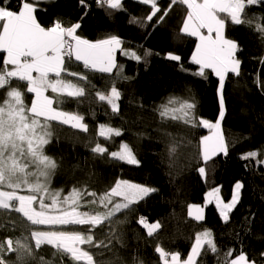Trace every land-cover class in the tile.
<instances>
[{
    "label": "trees",
    "instance_id": "obj_1",
    "mask_svg": "<svg viewBox=\"0 0 264 264\" xmlns=\"http://www.w3.org/2000/svg\"><path fill=\"white\" fill-rule=\"evenodd\" d=\"M22 2L0 0V6L18 10ZM29 2L34 5V15L42 27H51L57 21L65 25L80 22L81 27L92 31L96 40L117 35L122 39L124 49L135 50L144 57L137 62L117 52L116 62L123 65L119 78L115 77L116 70L111 77L86 72L91 84L85 85L87 95L80 98L83 103L63 97L65 102L56 106L83 113L90 127L89 133L54 124L52 140L45 146L46 153L60 165L51 187L63 189L64 194L74 185L100 194L113 186L117 179L157 189L133 205V211L126 212V223L116 225L118 232L123 233L124 246L114 242L112 252L105 251L104 256H97L96 259L111 258L116 264H120V260L124 264H134L133 257H137L143 264H158L159 256L155 253L157 245L169 252H180L184 259L195 233L208 229L213 233L218 254L206 251L200 257L199 264H218V258L223 260L229 249L234 254L243 251L250 260L264 264L261 257V253H264V164L258 163L264 161V62L261 61L264 57V40L256 30V24L264 22L258 19L264 17V0L259 5L246 8L248 18L253 20L251 25H233L226 19L225 37L238 42L239 50L235 55L241 61L240 74L228 73L223 89L225 115L221 121V132L228 146L227 155L221 153L207 165H204L198 153L200 140L210 130L170 119L162 121L153 110L170 95H176L185 99L195 98L197 125L200 118L213 123L219 116V80L209 69L205 70L206 78L193 74L199 70V66L191 62L196 39L179 31L187 13L184 5H172L161 23L145 22V26L140 27L130 24L129 19L132 16L146 17L149 7L136 0H122L124 11L98 7L95 0H86V6H82L80 0ZM170 4L171 0H158L162 10L169 9ZM145 50H151L152 54L145 56ZM168 53L178 54L182 58L180 64L186 71H180L177 62L166 59ZM3 55L0 53V64ZM66 62L73 71H85L75 60L66 59ZM125 76L131 79H123ZM113 79H116L115 86L122 92L118 115L112 114L110 107L95 95L97 90H109ZM12 86L25 91V101L30 105L32 94L26 93L25 82L13 80ZM6 90H0V103L6 99ZM46 94L50 97L55 95L51 91ZM108 122L114 127H121L123 135L113 136L111 141L98 136V125ZM164 132L172 133L178 141L183 138L172 168L168 166L166 150L170 138ZM137 133L143 135L137 136ZM89 140L93 142L89 144ZM122 141L133 148L140 161L139 166L110 159L107 154L99 157L89 151L96 142L107 147L109 152L116 151ZM251 151L258 153L256 160L242 159ZM200 166L206 167L207 179H202L195 170ZM237 181L242 182L244 187L239 204L230 213L229 223L222 222L214 203L204 207L202 221L197 222L188 216V205L203 204L206 194L214 188H219L221 198L229 201ZM94 207L98 208L97 205ZM140 217H145L150 223L159 221L162 228L149 237L146 229L136 223ZM118 218L123 220L125 212L119 213ZM28 223L14 211L0 210V242L9 238L15 242L21 235L23 225ZM94 231L106 232L107 227ZM96 238L103 239V236ZM32 247L36 259L30 264H46L48 260H54V264H75L60 253L53 256L55 250L50 246H42L36 251L33 242ZM89 250L96 251L94 248ZM14 256L11 254L5 259ZM117 256L120 260H117Z\"/></svg>",
    "mask_w": 264,
    "mask_h": 264
},
{
    "label": "snow or ice",
    "instance_id": "obj_2",
    "mask_svg": "<svg viewBox=\"0 0 264 264\" xmlns=\"http://www.w3.org/2000/svg\"><path fill=\"white\" fill-rule=\"evenodd\" d=\"M95 2L98 7L115 11L125 10L122 0ZM136 2L149 7L146 17L132 16L129 19L130 24L140 27H144L145 22L159 24L165 19L172 5H184L187 13L179 30L180 34L195 37L198 41L191 62L198 65L199 70L193 74L206 78L205 70L210 69L219 80V119L215 123L200 118L197 125L194 97L185 99L170 95L153 110L159 114L162 121L170 119L187 126H203L212 130L211 135L203 137L199 142L198 154L204 165L218 154L227 155L228 146L220 131L225 115L223 89L228 73L239 76L241 61L235 55L239 50L238 42L224 36L226 19L233 25H251L253 20L248 18L245 10L247 7L259 5L262 0H171L169 9L164 10L158 6V0ZM80 3L86 6V0H80ZM35 10L29 0H23L18 10L0 6V53L4 54L0 64V90L7 89L6 99L0 103V210L14 211L29 222L23 225L21 235L15 242L11 238L0 242V264H30V261L36 259L33 242L36 251L47 245L55 250L53 256L60 253L75 264H116L111 258L97 260L96 257L104 256L105 251L112 252L114 242L124 246L123 233L118 232L116 225L126 223V212L133 211V205L157 189L117 179L113 186L100 194L88 190L87 187L75 185L64 194L63 189L51 187L52 179L60 165L46 153L45 146L52 140L54 124L89 133L90 127L85 122L83 113L56 106L65 102L63 97L83 103L80 98L87 95L85 85L91 84L86 72H98L111 77L116 70L115 77L119 78L123 65L116 62L117 52L137 62L144 57L135 50L124 49L123 41L117 35H109L94 42L82 38L77 34L81 28L80 22L65 25L62 21H57L51 27H42L34 15ZM161 12L163 14L158 15ZM258 19L264 21V17ZM256 30L264 40V22L257 23ZM151 54V50H145V56ZM66 58L69 61L74 59L85 71L71 70L67 66ZM165 58L177 62L180 71H186L180 64L182 58L178 54L168 53ZM261 61L264 62V57ZM123 79L131 78L125 76ZM13 80L25 82L26 93L32 94L30 105L25 101V91L18 86H12ZM81 81L84 83H80ZM115 84L116 79H113L109 90H97L95 95L99 101L110 107L112 114L118 115L122 92ZM49 91L55 95H46ZM163 134L170 138L166 143V150L168 166L172 168L183 138L178 141L170 132ZM121 135L123 129L112 126L110 122L98 125V136L105 140L111 141L113 136ZM142 135L137 133V136ZM92 142L89 140V144ZM89 151L99 157L107 154L108 158L129 165L140 164L133 148L126 141H122L116 151L109 152L107 147L101 146L99 142L90 147ZM257 156L256 151H251L242 156V159L256 160ZM258 163L264 164V161ZM195 170L202 179H207L205 166ZM243 187V183L237 181L233 186L231 199L227 202L219 195V188H214L206 196L207 203L215 200L220 219L225 224L230 222V213L240 202ZM86 197L92 199L88 200ZM121 212H125L123 220L118 218ZM203 213V207L188 205V216L193 220L202 221ZM136 223L146 229L149 237H153L157 230L162 228L159 221L150 223L145 217H140ZM105 227L106 232L94 231ZM98 235H102L103 239H97ZM85 245L88 247H83ZM93 248L96 249L95 252L89 250ZM206 251L218 254L213 233L208 229L195 233L184 259L178 251L169 252L160 245L155 247V253L159 256L158 264H199L200 257ZM11 254H15L14 258L5 259V256ZM233 256L234 258H231ZM261 257L264 258V253H261ZM116 258L120 260L118 256ZM133 261L134 264H143L137 257H133ZM46 264H54V260H48ZM120 264L124 262L120 260ZM218 264L257 262L250 260L243 251L234 254V251L229 249L223 260L218 258Z\"/></svg>",
    "mask_w": 264,
    "mask_h": 264
},
{
    "label": "crops",
    "instance_id": "obj_3",
    "mask_svg": "<svg viewBox=\"0 0 264 264\" xmlns=\"http://www.w3.org/2000/svg\"><path fill=\"white\" fill-rule=\"evenodd\" d=\"M36 1H39V0H36ZM40 1H44V0H40ZM78 34L80 35V36H83L84 38L85 37H87V39L88 40H90V41H96V39L94 38V36H93V33H92V31L90 30V29H88V28H85V27H81L80 29H78ZM214 35V34H213ZM225 36V35H224ZM193 38H195V37H193ZM226 38V37H225ZM196 39V38H195ZM198 41L196 40V43H197ZM195 47H196V45H195ZM195 47H194V50H193V52L195 51ZM193 52H192V54H193ZM191 57H192V55H191ZM74 60V59H73ZM210 70V69H209ZM211 71V70H210ZM215 76V75H214ZM216 77V76H215ZM47 95V94H46ZM215 204V203H214Z\"/></svg>",
    "mask_w": 264,
    "mask_h": 264
},
{
    "label": "rangeland",
    "instance_id": "obj_4",
    "mask_svg": "<svg viewBox=\"0 0 264 264\" xmlns=\"http://www.w3.org/2000/svg\"><path fill=\"white\" fill-rule=\"evenodd\" d=\"M40 1V0H39ZM78 34V33H77ZM79 35V34H78ZM80 36V35H79ZM82 38H84L83 36H81ZM85 39H87V37H85ZM217 119H219V116H218V118ZM216 122V121H215ZM215 122H213V123H215ZM211 123V122H210ZM220 131H221V128H220ZM212 134V130H210V132L208 133V134H206L205 136H209V135H211ZM204 136V137H205ZM219 155V154H218ZM212 191V190H211ZM211 191H209V192H211ZM208 192V193H209ZM207 193V194H208ZM21 194H25V193H21ZM207 194H206V196H207ZM206 196H205V200H204V203L203 204H193V205H199V206H201V207H203V209H204V207L206 206V205H208V204H210V203H207L206 202ZM118 199V198H117ZM211 199V198H210ZM211 203H215V200L213 199L212 200V202ZM98 206V205H97ZM90 207H94V206H92V205H90ZM99 207V206H98ZM204 214V213H203Z\"/></svg>",
    "mask_w": 264,
    "mask_h": 264
},
{
    "label": "built area",
    "instance_id": "obj_5",
    "mask_svg": "<svg viewBox=\"0 0 264 264\" xmlns=\"http://www.w3.org/2000/svg\"><path fill=\"white\" fill-rule=\"evenodd\" d=\"M55 23H53L51 26H53ZM67 59V58H66Z\"/></svg>",
    "mask_w": 264,
    "mask_h": 264
}]
</instances>
